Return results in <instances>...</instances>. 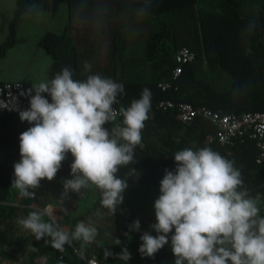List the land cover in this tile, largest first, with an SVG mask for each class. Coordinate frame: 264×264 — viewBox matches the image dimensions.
Instances as JSON below:
<instances>
[{
	"label": "clouds",
	"instance_id": "obj_1",
	"mask_svg": "<svg viewBox=\"0 0 264 264\" xmlns=\"http://www.w3.org/2000/svg\"><path fill=\"white\" fill-rule=\"evenodd\" d=\"M134 3L136 0H122L119 16L127 19L130 13L140 17L149 14L152 0H139L133 7ZM45 12L33 3L25 7L23 15L42 18ZM112 14L110 0H80L74 20L100 30ZM254 30L255 23L249 21L243 35L247 38ZM91 69L92 65L85 62L84 70ZM123 93L122 83L98 73L74 79L70 66L62 67L51 78L31 83L21 93L30 100L19 118L32 126L19 136L20 159L13 164L11 185L22 196L33 197L42 180L55 179L70 153L71 179L63 181L64 195L95 188L102 208L113 217L123 203L131 176L118 173L121 167L136 162L135 149L142 142L152 105L151 90L144 88L138 99L117 110L113 105ZM0 107L13 110L7 102H0ZM118 117H122L119 122ZM109 124L111 128L105 127ZM173 160L176 167L164 170L160 194L153 204L156 222L150 227L157 235L141 234V256L154 257L169 244L171 233L174 264H264V197L250 194L235 161L209 146L178 150ZM130 171L136 173L132 167ZM53 211L52 205L33 207L18 224L37 241L48 238L45 244L60 252L73 241L90 243L97 236L91 220H81L69 230L57 221ZM96 215L104 213L97 210ZM128 227L139 231L140 221L134 220ZM120 244L114 238V245ZM112 255L105 251L106 258ZM115 258L127 264L131 253L123 247Z\"/></svg>",
	"mask_w": 264,
	"mask_h": 264
},
{
	"label": "trees",
	"instance_id": "obj_2",
	"mask_svg": "<svg viewBox=\"0 0 264 264\" xmlns=\"http://www.w3.org/2000/svg\"><path fill=\"white\" fill-rule=\"evenodd\" d=\"M33 3L48 14H55L60 4L67 6V28L59 34L45 33L39 39V46L51 61L49 78L64 66L73 69L74 79L83 80L97 73L112 78L124 85V93L117 97L119 109L138 99L144 88L151 90L150 119L145 122L142 142L135 149L136 162L121 167L118 173L121 177L131 175L127 179L129 187L159 188L164 170L176 167V151L209 146L235 161L250 194L264 197V162L256 163L258 149L253 142L224 147L215 139L216 129L208 121L195 118L182 123L175 110L158 108L161 100H171L194 108L206 107L221 115L264 112V0H152L148 15L130 13L127 19L119 16L122 0H110L112 17L100 30L75 22L74 11L80 0H16L11 19L0 29V34L6 31L5 40L0 42V60L16 43L25 7ZM249 21L255 23V30L245 38L243 32ZM183 47L193 51L196 58L183 66L171 89L162 92L158 84L171 80L175 55ZM85 62L92 65L90 72L84 70ZM30 87L25 85L26 90ZM42 95L51 102L47 94ZM121 120L122 117L117 118V122ZM31 126L13 114L0 115V144L14 149L11 160L19 161V136ZM105 127L111 128L112 124ZM72 159L69 153L57 174L71 176ZM131 167L136 173L130 171ZM12 179L13 166L0 165L1 221L17 215L16 208L6 204L17 191L11 185ZM127 215L116 236L121 244L114 245L113 241L109 250L113 255L101 264H125L115 258L123 247L131 253L127 264H174L171 233L169 244L154 257H143L138 251L141 234L157 235L150 227L156 222L155 214L150 223L140 224L139 231L129 230L132 223ZM76 244L73 241L71 246L65 245L59 260L64 259L62 264H88L76 253ZM59 253L55 249L56 259Z\"/></svg>",
	"mask_w": 264,
	"mask_h": 264
},
{
	"label": "crops",
	"instance_id": "obj_3",
	"mask_svg": "<svg viewBox=\"0 0 264 264\" xmlns=\"http://www.w3.org/2000/svg\"><path fill=\"white\" fill-rule=\"evenodd\" d=\"M15 8L16 0H8L7 2L0 0V29L6 27ZM65 8L67 21L64 23L63 29L54 32L55 34L62 33L68 26L66 4ZM58 10L52 17H55ZM25 26V23L19 26L17 42L0 60V83L21 82L31 86V83L38 82L46 76L49 77L50 58L39 46V39L43 34L53 33V31L22 32L20 29ZM5 37L6 31L4 29L3 33L0 34V42H3ZM13 154L14 149L12 147L0 144V165L13 166L15 161L10 159ZM66 179H71V176L56 174L52 181L42 180L33 197L22 196L16 191L10 202L6 203L16 208L17 215L9 221L0 220V262L3 264H62L64 261V259L62 261L56 259L55 249L50 244H45V240L48 238L37 241L29 231L18 224V219L26 216L33 207L42 209L52 205L53 214L57 221L69 230H74L75 225L81 220H91L97 227V236L90 243L76 241L75 251L82 260L94 261L98 264L104 262L105 251L110 250L114 238L119 233L125 214H129L132 218L141 214L140 224L151 221L152 214L144 207L139 206V208H134L128 212L127 200L129 195L142 197L147 196L150 192L159 193V190L144 187L133 190L128 186L123 193V203L118 206L112 217L107 209L102 208L100 193L98 190L94 191V188L83 189L79 194L68 192L67 195H64L63 181ZM96 196L97 200L93 203V210L92 208L89 209V204L95 200ZM89 210H91L90 213L85 215ZM97 210L104 215L97 216Z\"/></svg>",
	"mask_w": 264,
	"mask_h": 264
},
{
	"label": "built area",
	"instance_id": "obj_4",
	"mask_svg": "<svg viewBox=\"0 0 264 264\" xmlns=\"http://www.w3.org/2000/svg\"><path fill=\"white\" fill-rule=\"evenodd\" d=\"M196 58L193 51L188 48H181L175 55L176 67L172 71L170 81L161 82L158 88L162 92L171 89L172 82L181 74L185 65L192 63ZM25 85L21 82H4L0 84V102L9 103L13 110L0 107V115L9 113L13 114L19 121V112L29 107V96L21 95L25 92ZM118 100V99H117ZM118 103L113 107L119 110ZM158 108L162 111L175 110L177 117L182 123H190L195 118H201L208 121L215 129V139L224 147H232L238 142H253L257 149V164L264 162V112H245L240 115L218 114L206 107L194 108L189 103H176L171 100H161ZM119 118V117H118ZM25 122V121H21ZM212 138H209L211 141ZM64 251L60 252L57 259L63 258ZM88 264H98L94 261H88Z\"/></svg>",
	"mask_w": 264,
	"mask_h": 264
},
{
	"label": "rangeland",
	"instance_id": "obj_5",
	"mask_svg": "<svg viewBox=\"0 0 264 264\" xmlns=\"http://www.w3.org/2000/svg\"><path fill=\"white\" fill-rule=\"evenodd\" d=\"M4 1L7 2L8 0H4ZM52 16L53 14H48L47 12H45L42 18H37L35 16L29 18L25 16L23 23H25L26 26L22 27V29L20 30H22V32H41V31L51 30L53 31V33L61 31L64 27V23L67 21L65 4H60L57 14L55 15V17ZM153 190L158 191L159 188H153ZM94 191L97 190L94 188ZM158 196L159 193H154V192H150L147 194V196H142V197L129 195L127 200L128 212L132 211L134 208L137 209L140 206V207H144V209H147L149 213L154 215L155 212H154L153 204L155 199L158 198ZM96 200H97V196L95 200H93L89 204V209L93 207V203L96 202ZM140 215L141 214H139L135 218H132L129 214L127 216L129 217V219L131 218L130 221L132 223L134 220L137 219L140 221V217H141ZM0 264L3 263L0 262ZM56 264H60V263H56Z\"/></svg>",
	"mask_w": 264,
	"mask_h": 264
}]
</instances>
